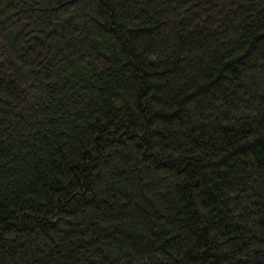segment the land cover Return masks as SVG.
I'll return each instance as SVG.
<instances>
[{
	"label": "trees",
	"instance_id": "obj_1",
	"mask_svg": "<svg viewBox=\"0 0 264 264\" xmlns=\"http://www.w3.org/2000/svg\"><path fill=\"white\" fill-rule=\"evenodd\" d=\"M0 264H264V0H0Z\"/></svg>",
	"mask_w": 264,
	"mask_h": 264
}]
</instances>
